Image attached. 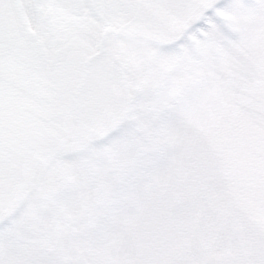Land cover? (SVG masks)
Instances as JSON below:
<instances>
[{"label": "snow or ice", "instance_id": "obj_1", "mask_svg": "<svg viewBox=\"0 0 264 264\" xmlns=\"http://www.w3.org/2000/svg\"><path fill=\"white\" fill-rule=\"evenodd\" d=\"M0 264H264V0H0Z\"/></svg>", "mask_w": 264, "mask_h": 264}]
</instances>
